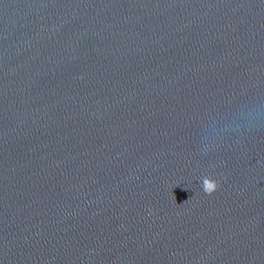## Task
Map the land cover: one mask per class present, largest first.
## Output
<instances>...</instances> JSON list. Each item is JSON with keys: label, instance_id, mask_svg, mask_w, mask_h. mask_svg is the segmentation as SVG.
I'll use <instances>...</instances> for the list:
<instances>
[{"label": "water", "instance_id": "obj_1", "mask_svg": "<svg viewBox=\"0 0 264 264\" xmlns=\"http://www.w3.org/2000/svg\"><path fill=\"white\" fill-rule=\"evenodd\" d=\"M0 264H264V0H0Z\"/></svg>", "mask_w": 264, "mask_h": 264}, {"label": "clouds", "instance_id": "obj_2", "mask_svg": "<svg viewBox=\"0 0 264 264\" xmlns=\"http://www.w3.org/2000/svg\"><path fill=\"white\" fill-rule=\"evenodd\" d=\"M204 184H205V191H211L214 187V183L209 182L207 180H205Z\"/></svg>", "mask_w": 264, "mask_h": 264}]
</instances>
